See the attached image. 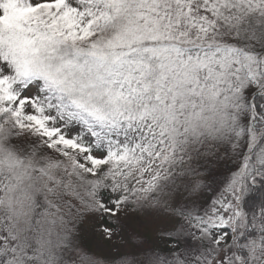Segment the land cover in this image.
Wrapping results in <instances>:
<instances>
[{
	"label": "snow or ice",
	"instance_id": "6c2138e0",
	"mask_svg": "<svg viewBox=\"0 0 264 264\" xmlns=\"http://www.w3.org/2000/svg\"><path fill=\"white\" fill-rule=\"evenodd\" d=\"M0 264H264V0H0Z\"/></svg>",
	"mask_w": 264,
	"mask_h": 264
}]
</instances>
